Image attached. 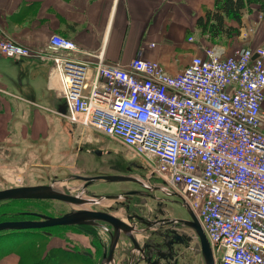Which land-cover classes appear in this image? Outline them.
Wrapping results in <instances>:
<instances>
[{
	"label": "built area",
	"instance_id": "built-area-1",
	"mask_svg": "<svg viewBox=\"0 0 264 264\" xmlns=\"http://www.w3.org/2000/svg\"><path fill=\"white\" fill-rule=\"evenodd\" d=\"M77 49L53 33L40 57L58 75L67 120L140 156L144 186L195 212L217 264H264V46L214 43L176 74L140 56L88 62ZM0 53L34 55L2 31Z\"/></svg>",
	"mask_w": 264,
	"mask_h": 264
},
{
	"label": "crops",
	"instance_id": "crops-1",
	"mask_svg": "<svg viewBox=\"0 0 264 264\" xmlns=\"http://www.w3.org/2000/svg\"><path fill=\"white\" fill-rule=\"evenodd\" d=\"M213 4L214 0H0V31L34 54L13 60L0 53V170L8 171L12 163L7 161L18 155L28 168L39 164L54 174L97 172L83 161L82 146L91 152L88 147L96 146L98 136L67 120L58 75L40 58L49 51L50 35L72 39L78 48L74 54L81 60L95 62L100 56L105 64L126 65L140 56L176 74L207 46L198 42L196 19ZM250 7L241 17L234 43H220L227 52L264 46V15H259L258 3ZM226 23L237 25L231 19ZM62 237L53 232L42 237L37 261L23 245L2 250L0 264H50L52 256L53 264H83L67 246L70 239ZM78 254L82 256L80 250ZM24 256L31 259L24 261Z\"/></svg>",
	"mask_w": 264,
	"mask_h": 264
},
{
	"label": "rangeland",
	"instance_id": "rangeland-1",
	"mask_svg": "<svg viewBox=\"0 0 264 264\" xmlns=\"http://www.w3.org/2000/svg\"><path fill=\"white\" fill-rule=\"evenodd\" d=\"M258 9V7H257ZM259 15H264L263 11H260ZM263 13V14H262ZM239 29V28H238ZM198 38V42L203 45L210 46L214 43H222L231 46L236 39L237 32L233 31L230 35L219 34L216 37H210V33L205 31L201 32L199 28L196 30ZM239 32V30H238ZM239 47H233L231 50H234ZM94 134L98 136V142L95 145H89V150L91 152H86L83 147V161L91 166H95L94 168L97 172L87 174H100V173H109L113 174L118 168H121V163L128 160H137V158L131 156V152L127 150L122 144L118 143L116 140L110 139L109 137L100 134L94 131ZM95 135V136H96ZM129 157V158H128ZM22 159L20 156L16 155L10 161L12 164L9 165V170L4 172L0 170V189L16 186V185H30V184H55L61 183L60 188L61 191L73 194V195H80L85 197H90L93 199L91 193H84L81 191V186L83 185V181H81L77 174L75 173L71 175H59L50 173L43 169V167L39 164H31L28 168L26 164H22ZM82 162V161H81ZM24 165V166H22ZM25 167V168H24ZM22 168V169H21ZM24 169V170H23ZM90 173V174H89ZM83 175V174H80ZM87 176V175H86ZM128 184V183H126ZM125 183H119L118 181H110L102 182L98 180L95 182L91 188L97 193H101L104 195V198L97 201H92L86 209H94V210H101L106 209L109 204L112 203V200L109 198H105L106 192L118 190L126 185ZM131 185V184H130ZM159 194V192H156ZM49 200V201H47ZM167 207L170 214L176 216L174 218H190L187 207L182 205L181 202L175 197H168L167 199ZM114 203V202H113ZM114 205V204H112ZM73 204L70 202H65L56 199H43V200H32V199H5L0 200V221H9V220H22L25 219L28 215H21L18 211L22 209H33L36 211L44 212V214L49 215H60L66 211L71 210ZM151 206V205H148ZM109 209V207H108ZM122 210V209H121ZM146 215H150L151 213L146 210ZM173 218H167V221ZM163 223L167 228L175 227L178 232H185L181 234H185L190 236L189 241H185L184 245H178L177 247L180 250V255L183 257V261L187 262L188 264H204L202 255L199 250V241L195 231L187 226L186 224L180 222H166V219H163ZM80 225V224H79ZM97 226V227H95ZM91 226L89 225L91 231H86V229H79L78 226H66V225H54L45 228H33V229H24V230H0V251L5 250L7 248H15L19 247L20 245L26 246L29 250H32V255L35 261H37L40 257L41 247L43 246V242L45 241L42 237H47L48 233L53 232L57 236L67 237L70 243L67 244L68 247L71 246V249L74 248L76 251V256L78 259H83V264H100L99 262V255L101 253V246H98L97 241L102 240L105 237V230L104 228L107 227L106 223L98 222L97 225ZM183 229V230H181ZM146 233V232H145ZM62 237V238H63ZM41 243H38V242ZM100 242V241H98ZM24 243V244H23ZM96 245V246H95ZM130 245L129 240L122 236L120 243L118 245L117 251V258L122 259L121 249L126 248ZM32 247V248H31ZM20 248V247H19ZM80 250L81 254H78ZM88 252L89 255L85 254ZM94 252V253H93ZM21 253V252H20ZM95 254V255H93ZM93 255V256H92ZM59 258V257H58ZM27 256H24V261L30 260ZM51 261L53 264L54 256L51 257ZM119 261V260H118ZM217 264V263H216Z\"/></svg>",
	"mask_w": 264,
	"mask_h": 264
},
{
	"label": "flooded vegetation",
	"instance_id": "flooded-vegetation-1",
	"mask_svg": "<svg viewBox=\"0 0 264 264\" xmlns=\"http://www.w3.org/2000/svg\"><path fill=\"white\" fill-rule=\"evenodd\" d=\"M112 173H121L120 175L129 177L125 180H118L119 183L128 184L118 190L106 192V195H112L114 196V199L112 203L108 205L109 209L107 207L106 209L101 210L114 214L117 218L126 223L129 227L128 233L132 235L133 240L129 238L126 234L127 232L125 233L124 230H120L112 253L110 254V258L106 260L109 256V245L113 227L109 223L104 222L107 226L104 228L106 235L102 240H98L100 242L97 241L98 246H101V253L99 255L100 259L98 263L105 264L106 261V264H188L186 261H183V257L180 255V250L177 247L178 245H184L185 241H174V235L176 233L185 232H178L175 227L167 228L164 226L165 224L163 223V219H167L169 217L173 218L176 216L170 214L168 211V198L165 200L157 199L158 194L156 191L149 192L144 186V182L141 178L143 172L139 161H124L121 163V168H118ZM90 176L94 175L90 174ZM98 180L107 183L110 182L106 179L81 180L83 181L81 191L84 193H91L92 195L101 194L97 193V191L93 192L91 188V186L95 182H98ZM146 210H148L151 214L146 215ZM18 212L21 215H28L25 219H39L38 216L30 214V212L44 213L33 209H22ZM75 226H78L79 229H86L87 226L89 227L87 224H78ZM136 234H138L139 237L136 238ZM122 236H125L129 240L130 245L121 249L120 252L122 259L120 260L117 258V249ZM84 253L89 255L88 252L84 251Z\"/></svg>",
	"mask_w": 264,
	"mask_h": 264
},
{
	"label": "water",
	"instance_id": "water-1",
	"mask_svg": "<svg viewBox=\"0 0 264 264\" xmlns=\"http://www.w3.org/2000/svg\"><path fill=\"white\" fill-rule=\"evenodd\" d=\"M65 109V107H64ZM64 111V110H63ZM81 180H95V179H106L108 181H118L125 180L129 177L123 176L120 174H99L94 176H82L76 175ZM112 196V195H110ZM107 197V196H106ZM109 197V196H108ZM5 199H56L65 202H71L80 204L86 200L77 195H73L64 191H58L51 187V184H32V185H19L11 186L0 189V200ZM91 201V199H90ZM187 207V206H186ZM189 214L188 219L186 218H173L169 219L166 222H180L191 227L199 241V250L202 255L204 264H215L213 252L210 246V243L202 230V227L194 215V213L187 207ZM30 214L38 216L39 219H22V220H9V221H0V230H24V229H33V228H45L54 225H75V224H87V225H96L99 221L109 223L113 227V232L111 235L110 245H109V256L112 253L114 244L118 237L120 230L129 236L133 240V237L129 232V227L122 220L117 218L115 215L108 213L102 210L94 209H71L60 215L51 216L44 213L30 212ZM190 240V236L185 234L176 233L174 235V241L183 242ZM107 262L105 261V264Z\"/></svg>",
	"mask_w": 264,
	"mask_h": 264
},
{
	"label": "trees",
	"instance_id": "trees-1",
	"mask_svg": "<svg viewBox=\"0 0 264 264\" xmlns=\"http://www.w3.org/2000/svg\"><path fill=\"white\" fill-rule=\"evenodd\" d=\"M258 3V10L264 12V0H214L212 8L206 9L205 13L196 19V27L203 33H210V37L219 34L230 35L238 28L241 17L246 11H250V5ZM226 19L233 20L237 25L227 24ZM86 231H91L88 226ZM57 257V254H55Z\"/></svg>",
	"mask_w": 264,
	"mask_h": 264
},
{
	"label": "bare ground",
	"instance_id": "bare-ground-1",
	"mask_svg": "<svg viewBox=\"0 0 264 264\" xmlns=\"http://www.w3.org/2000/svg\"><path fill=\"white\" fill-rule=\"evenodd\" d=\"M100 174H109V173H100ZM121 174V173H120ZM78 175H80V174H78ZM93 175H96V174H93ZM99 175V174H98ZM82 176H84V175H82ZM42 184V183H41ZM60 184L61 183H55V184H51V187L53 188V189H55V190H58V191H61V188H60ZM19 185H21V184H19ZM19 185H16V186H19ZM24 185H26V184H24ZM30 185H32V184H30ZM80 196V195H79ZM81 197H83L86 201L85 202H83V203H80V204H76V203H71L70 202V204H73V206L71 207L72 209H81V208H85L86 206H88V204H90V202H92V201H90V197H85V196H81ZM192 210V209H191ZM193 211V210H192ZM194 212V211H193ZM194 214H195V212H194ZM196 215V214H195ZM196 217H197V215H196ZM197 219L199 220V218L197 217ZM199 223H200V225L202 226V224H201V222H200V220H199ZM75 225H78V224H75ZM74 226V225H73ZM136 236V238L137 237H139V235L138 234H136L135 235ZM132 240V239H131ZM210 246H211V244H210ZM214 257V256H213ZM214 263L216 264V260H215V258H214Z\"/></svg>",
	"mask_w": 264,
	"mask_h": 264
}]
</instances>
